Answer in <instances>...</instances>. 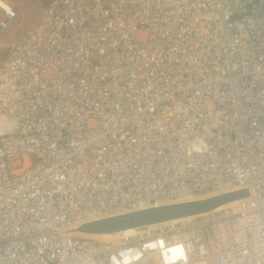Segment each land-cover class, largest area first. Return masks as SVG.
Segmentation results:
<instances>
[{
  "label": "built area",
  "instance_id": "built-area-1",
  "mask_svg": "<svg viewBox=\"0 0 264 264\" xmlns=\"http://www.w3.org/2000/svg\"><path fill=\"white\" fill-rule=\"evenodd\" d=\"M0 264H264V0H52L0 62Z\"/></svg>",
  "mask_w": 264,
  "mask_h": 264
},
{
  "label": "water",
  "instance_id": "water-1",
  "mask_svg": "<svg viewBox=\"0 0 264 264\" xmlns=\"http://www.w3.org/2000/svg\"><path fill=\"white\" fill-rule=\"evenodd\" d=\"M5 22L0 25L3 27ZM247 195L246 191H235L205 198L181 201L118 214L82 225L79 230L91 234H112L129 229L155 225L171 220L196 216Z\"/></svg>",
  "mask_w": 264,
  "mask_h": 264
},
{
  "label": "rangeland",
  "instance_id": "rangeland-1",
  "mask_svg": "<svg viewBox=\"0 0 264 264\" xmlns=\"http://www.w3.org/2000/svg\"><path fill=\"white\" fill-rule=\"evenodd\" d=\"M15 10L11 18H7V12L0 7V24L6 20L0 28V62L6 57L9 49L18 43L30 30L46 6L52 0H5Z\"/></svg>",
  "mask_w": 264,
  "mask_h": 264
},
{
  "label": "bare ground",
  "instance_id": "bare-ground-1",
  "mask_svg": "<svg viewBox=\"0 0 264 264\" xmlns=\"http://www.w3.org/2000/svg\"><path fill=\"white\" fill-rule=\"evenodd\" d=\"M0 7H2L7 13V16L9 18H11L12 16L10 15H14L15 10L13 8H11V6L5 1V0H0ZM6 20H4L3 22H5ZM2 22V23H3ZM1 23V24H2ZM130 212V211H129ZM127 213V212H126ZM123 214V213H122ZM118 215V214H117ZM115 216V215H114ZM194 216L191 217H186V218H182V219H177V220H171V221H167V222H162V223H158V224H174L177 222H182V221H187L192 219ZM108 218V217H106ZM157 225V224H156ZM150 226H155V225H150ZM136 228L134 229H129V230H125V231H121V232H117V233H112V234H89V236L92 237H97V238H110V237H115L118 235H123V234H130L131 232H133Z\"/></svg>",
  "mask_w": 264,
  "mask_h": 264
}]
</instances>
